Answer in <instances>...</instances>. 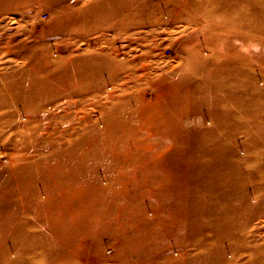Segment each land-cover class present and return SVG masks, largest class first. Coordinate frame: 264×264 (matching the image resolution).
Masks as SVG:
<instances>
[{"label": "rangeland", "instance_id": "374dc122", "mask_svg": "<svg viewBox=\"0 0 264 264\" xmlns=\"http://www.w3.org/2000/svg\"><path fill=\"white\" fill-rule=\"evenodd\" d=\"M0 264H264V0H0Z\"/></svg>", "mask_w": 264, "mask_h": 264}, {"label": "built area", "instance_id": "2783aa9c", "mask_svg": "<svg viewBox=\"0 0 264 264\" xmlns=\"http://www.w3.org/2000/svg\"><path fill=\"white\" fill-rule=\"evenodd\" d=\"M51 13V10H44L43 11V17H48V15ZM169 51V50H168Z\"/></svg>", "mask_w": 264, "mask_h": 264}, {"label": "crops", "instance_id": "0c3cea01", "mask_svg": "<svg viewBox=\"0 0 264 264\" xmlns=\"http://www.w3.org/2000/svg\"><path fill=\"white\" fill-rule=\"evenodd\" d=\"M73 25H74V24H73V22H72V23H71L72 29H73Z\"/></svg>", "mask_w": 264, "mask_h": 264}]
</instances>
